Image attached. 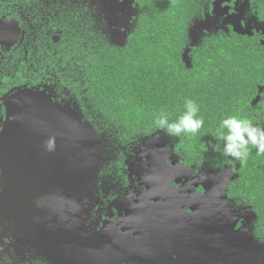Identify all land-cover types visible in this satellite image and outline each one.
<instances>
[{"label": "water", "instance_id": "1", "mask_svg": "<svg viewBox=\"0 0 264 264\" xmlns=\"http://www.w3.org/2000/svg\"><path fill=\"white\" fill-rule=\"evenodd\" d=\"M225 1L216 2L221 12ZM100 3L113 43L125 47L133 1ZM229 18L225 24L237 33L253 35L239 16ZM190 51L184 55L188 67ZM6 104L0 136V264H8L7 238L15 240V250L37 251L48 264H264V247L249 227L256 213L252 207H231L228 186L239 178L231 167L195 176L196 168L184 167L159 131L143 140L129 164L131 176L145 182L152 196L139 197L137 209L130 203L114 206L120 227L109 221L97 229L101 217L88 223L94 207L90 185L105 162L106 136L84 121L81 109L54 104L39 91H19ZM173 179L180 188L172 187ZM199 186L204 194L197 193Z\"/></svg>", "mask_w": 264, "mask_h": 264}, {"label": "trees", "instance_id": "2", "mask_svg": "<svg viewBox=\"0 0 264 264\" xmlns=\"http://www.w3.org/2000/svg\"><path fill=\"white\" fill-rule=\"evenodd\" d=\"M143 13L126 47L112 46L104 38L93 41L80 24L79 36L65 48L69 62L62 85L76 98L90 122L118 145L133 146L161 131L175 148L184 167L197 170L231 166L239 178L229 186L234 208L252 207L257 214L255 237L264 245V155L250 146L243 162L222 153L221 121L230 116L247 117L264 128V46L261 36L206 35L191 49V67L183 52L192 25L190 0H137ZM264 23V0L255 2ZM76 65L71 62L72 56ZM193 99L204 118L195 134H165L154 123L167 112L176 119ZM255 103V100H257Z\"/></svg>", "mask_w": 264, "mask_h": 264}, {"label": "flooded vegetation", "instance_id": "3", "mask_svg": "<svg viewBox=\"0 0 264 264\" xmlns=\"http://www.w3.org/2000/svg\"><path fill=\"white\" fill-rule=\"evenodd\" d=\"M190 1L193 22H202L212 15L216 0ZM227 1L223 7H227L229 15H233L238 1ZM248 1L251 5L243 23H247L252 16L261 22L255 5L258 0ZM134 2L139 14L132 20L128 36L137 28L142 14V3L137 0ZM107 16L100 0H0V136L8 114L7 99L19 91H39L45 100L50 99L54 104L81 109L76 98H71L70 91L62 85L63 71L69 66V62L64 60V51L76 42L80 24L82 28L89 29L94 42L104 38L112 46H117L113 43ZM223 21L224 18L219 19L215 27L221 26ZM192 29L194 32L202 31L198 26ZM215 30L212 29L211 33ZM76 59L74 55L71 58L74 65ZM142 145L143 140L140 143L134 142L133 146L118 145L116 141L106 145L105 162L96 180L90 185L94 207L88 223H96L99 217L102 218L94 228L101 229L105 222L114 223L120 219V212L114 206L130 203L136 207L139 197L143 199L152 196L145 182H139L138 177L131 176L129 170V164L135 162ZM168 164L169 169H172V162L168 161ZM196 172L195 176L199 170ZM181 179L183 183L186 182ZM175 180H172V187L178 189L181 185H177ZM196 191L204 194L202 186L197 187ZM155 196L158 199V195ZM114 227L120 226L114 223ZM4 242L11 245L4 254L8 264H46L37 251L27 248L15 250L12 247L15 243L13 238H7ZM1 250L6 251V248Z\"/></svg>", "mask_w": 264, "mask_h": 264}, {"label": "clouds", "instance_id": "4", "mask_svg": "<svg viewBox=\"0 0 264 264\" xmlns=\"http://www.w3.org/2000/svg\"><path fill=\"white\" fill-rule=\"evenodd\" d=\"M132 1H133V3L131 5L129 4V7H130V9L134 8L135 16H132L133 18L130 20L129 29H130V26L132 25V20L135 19V17H137L139 14L138 7L137 8L134 7L135 2H134V0H132ZM217 1L218 0H216L214 2L213 12H212V15L210 17H207L202 22L194 21L192 23V25L190 26V28L188 30V41H189V36H192L193 34H196L197 37H199L200 39L203 40V38L205 37L204 33H207L208 35H223V34L228 35L232 31L234 34H236L237 36H240V37H254V36H260V34H262L261 37L263 39H261L260 41H261V44L264 46V44H263V42H264V23L258 22L256 17H252V20L250 19L249 21H247V23H243L246 15H243L242 10L245 6H249V8H250V5H251L250 1L238 0L239 2L236 4V9H235V12L233 15H229L228 8L223 7V4H222V9H226V12H221V5L217 6L216 5ZM225 2H228V1L226 0ZM239 5H241V7ZM141 8H142V13H143V7H141ZM234 15L239 16V21H241L244 29H246L247 27L252 28V30H253L252 36L239 34L235 31V27H233L232 25H229V24H225L226 21L230 20L229 17L234 16ZM221 18H224V21L222 22L221 26L216 28L215 25L218 23V20ZM139 19H140V17H139ZM139 19H138V22H139ZM227 19H229V20H227ZM213 20H216V21H213ZM247 24H249V25L246 26ZM194 25H196L198 27H203V25L208 26V30H205L203 27V28H201L202 31L194 33V31L192 29V27ZM223 26H225V28ZM214 28L216 29L215 32L211 33L212 29H214ZM256 28L257 29L259 28V31H257ZM128 31H127V35H128ZM128 40H129V36H128V39L126 40L125 47L127 46ZM187 48H188V45H187L186 49ZM192 48H195V47H192ZM192 48H190V50ZM186 49L184 50L183 55L186 52ZM190 53H191V51H190ZM190 53H189V57H190L191 63H192V58L190 56ZM183 61H184V56H183ZM189 67H191V65ZM257 101H258V99L255 100V103H257ZM184 108H185V111L183 112V114L174 120L170 119V116L167 112L161 111L154 119L155 125L161 129H163L165 131V134L168 136L181 137L185 133L192 134V135L197 134L200 131V129L203 128V126H204V118L202 116L198 115L199 111H200L199 106L193 99L186 98L185 102H184ZM81 111H82V109H81ZM82 113H83V111H82ZM83 115H84V113H83ZM84 121H85V117H84ZM220 127L223 130L221 133V139H223V141H224V146L222 149V153L224 155L230 156L232 158H235V159L243 162L247 159V157L250 154V146L257 150L258 156L264 155V128L254 125L253 122L250 119H248L247 117L238 116V115H230L221 121ZM99 134L101 136H103V135L106 136V139L108 140V142H106L105 145L114 141L111 137H108L105 134H101V133H99ZM226 167H231V166L228 165ZM218 169H221V168H218ZM218 169H216V170L209 169V170L217 171ZM202 170H207V169H202ZM202 170H199V172ZM231 170H232V167H231ZM196 171H198L197 168H196ZM232 172L235 173L233 170H232ZM235 181H232V182H235ZM232 182H230V184ZM230 184H229V186H230ZM229 186H228V192H229ZM231 204H232V202H231ZM231 207L235 210L241 209V208H234L233 206H231ZM245 208H247V207H245ZM242 209H244V208H242ZM257 219H258V217H257ZM257 219L251 225H249V227L251 228V232L253 233L254 237H255L254 223L257 221ZM255 239L258 241V243L260 245H262L264 247V245L261 242H259V240L256 237H255ZM45 263L48 264L46 261H45Z\"/></svg>", "mask_w": 264, "mask_h": 264}, {"label": "rangeland", "instance_id": "5", "mask_svg": "<svg viewBox=\"0 0 264 264\" xmlns=\"http://www.w3.org/2000/svg\"><path fill=\"white\" fill-rule=\"evenodd\" d=\"M238 1V0H237ZM239 2V1H238ZM237 2V3H238ZM240 7H241V5H239ZM242 13H243V15H247L248 13H249V6H245L244 8H243V10H242ZM253 17V16H252ZM252 17H251V20H252ZM194 28H196L197 26L196 25H194L193 26ZM224 28H225V26H223ZM201 28H203V27H199V29H201ZM96 30H98L97 29V27L95 28ZM193 42H196V45L195 46H192V43ZM202 42V39H200V38H194V37H192V36H189V44H188V48L186 49V51L188 50V49H190V48H192V47H196V46H198V45H200V43ZM184 55H185V53H184ZM183 55V56H184ZM189 55V54H188ZM187 65V64H186Z\"/></svg>", "mask_w": 264, "mask_h": 264}]
</instances>
